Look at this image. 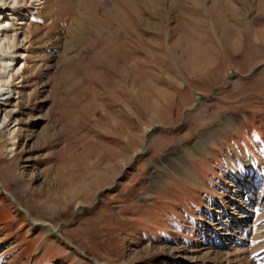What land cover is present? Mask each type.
I'll use <instances>...</instances> for the list:
<instances>
[{
	"label": "rangeland",
	"instance_id": "obj_1",
	"mask_svg": "<svg viewBox=\"0 0 264 264\" xmlns=\"http://www.w3.org/2000/svg\"><path fill=\"white\" fill-rule=\"evenodd\" d=\"M0 185V264H264V0H0Z\"/></svg>",
	"mask_w": 264,
	"mask_h": 264
},
{
	"label": "water",
	"instance_id": "obj_2",
	"mask_svg": "<svg viewBox=\"0 0 264 264\" xmlns=\"http://www.w3.org/2000/svg\"><path fill=\"white\" fill-rule=\"evenodd\" d=\"M157 129H159V127H157ZM128 169H125V171L124 172H126ZM123 176V175H122ZM121 179V177H119L118 178V180L110 187V188H108V189H106L105 191H103V192H101V193H105V192H109V191H111L114 187H116V185H117V183H118V181ZM0 187H1V185H0ZM2 189V188H1ZM2 193L16 206V208H17V210L20 212V213H22V214H24L27 218H28V220L32 223V225L34 226V227H43V228H45V229H47V230H49L52 234H54L55 236H57V237H59V238H61V239H63V237H62V235H61V233H60V227L58 228V230L57 231H53L52 229H49L46 225H44V224H41V223H35V222H33L32 220H30V217H29V213L26 211V210H24L23 208H21V206L18 204V202L17 201H15L14 199H13V197L9 194V193H7L6 191H4L3 189H2ZM65 244L67 245V246H70L71 248H73V249H75V250H77L79 253H81L82 255H84L85 256V254L82 252V251H80L79 249H77L75 246H73L71 243H69V242H67V241H65ZM96 264H99V263H97L96 261H94Z\"/></svg>",
	"mask_w": 264,
	"mask_h": 264
},
{
	"label": "bare ground",
	"instance_id": "obj_3",
	"mask_svg": "<svg viewBox=\"0 0 264 264\" xmlns=\"http://www.w3.org/2000/svg\"><path fill=\"white\" fill-rule=\"evenodd\" d=\"M14 61H15V60H12V62H14ZM10 76H11V75L9 74V78H10ZM181 167L183 168V166H181ZM253 187H254V186H253ZM247 189H249L248 192H249L250 194L253 193V192L250 191L251 188H247ZM254 189H255V188H254ZM247 194H248V193H247ZM12 197H13V196H12ZM249 197H250V196H247V197H246V193H245V192L242 193L241 196H240L241 199L239 198V199H240L239 202H243V205H239V206H244V205L249 206V202H248V198H249ZM13 199H14V198H13ZM29 217H30V215H29ZM30 220H31V218H30ZM46 226H48V225H46ZM49 229H50V228H49Z\"/></svg>",
	"mask_w": 264,
	"mask_h": 264
}]
</instances>
